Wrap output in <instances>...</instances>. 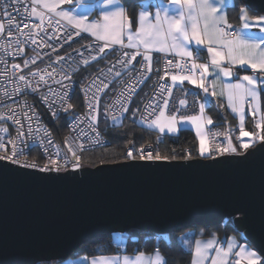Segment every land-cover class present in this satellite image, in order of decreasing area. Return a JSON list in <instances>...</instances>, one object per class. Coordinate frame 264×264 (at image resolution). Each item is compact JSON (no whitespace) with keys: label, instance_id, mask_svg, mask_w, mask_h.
<instances>
[{"label":"snow or ice","instance_id":"1","mask_svg":"<svg viewBox=\"0 0 264 264\" xmlns=\"http://www.w3.org/2000/svg\"><path fill=\"white\" fill-rule=\"evenodd\" d=\"M79 2V0H78ZM72 0H31V4H21V0H12L11 5L5 4L4 9L0 12V17L7 21V40L8 43H0V56L7 55L8 49L12 48L11 56L23 57L25 53V45L28 43L37 44L36 37L40 32H44L45 18L47 13H55L66 22L67 26L75 29L72 34L67 35V40L71 41L73 35H80L81 32L90 33L97 41H102V45H97L93 48L92 44L85 45L89 50V55L84 56L83 52L79 53V59L68 56V60H75L76 67L67 64L64 56H57L56 60L44 69H38L29 72L28 76L23 74L16 77L19 83H22L24 88L31 89L32 93H37L42 87L47 88L46 94L40 96V101L51 112V115L56 118L60 111L67 113L74 108L70 102L69 84L64 81H71L73 73L78 71L79 66L90 65L98 58H102L106 49H112L114 45H119L121 49H131L133 51H122L121 56L117 59L116 64L109 67L107 71L101 69L100 74L96 75L87 88L84 90L85 100L87 103V114L85 116H77L74 119L73 131L79 128L80 124L87 121V125L91 132L95 133V144L101 143L99 140L100 133L96 128L98 123V115L100 112L101 96L112 81L105 82L108 77L119 78L122 75L121 71H114L117 65L122 66L124 70L132 68L133 63L137 58H141V67L136 70L138 75L136 81L138 84H143L149 75L153 72V53H163L165 55H175L184 60L186 63H181L177 60L175 63L172 59H166L164 64V75L159 77L160 81H165V77L170 76L171 84L166 82L158 83L155 91L150 98L144 102L143 113L140 115V123L147 128H155L160 133H175L177 126L183 123H189L195 127L196 136L199 140L197 155L199 158L211 159L213 163L217 161V157L225 154H237L245 157L248 150L253 148L256 143L264 145V114L260 113L259 98L261 91H264V36L256 38L246 37L244 30H250L254 26H258L261 32H264V15L255 18H249L246 5L241 7L240 20L243 22L241 27L236 28L233 33L234 26L228 22L225 9L228 7L226 0H168L169 4L177 7L169 12L167 7H157L154 19L147 10H141L138 13L136 20L128 16L125 5L122 0H104V5L110 10L102 13L103 23L88 22L84 15H77L74 11L58 10L60 5L71 4ZM19 6H23L25 11L24 18L36 17L39 19L38 24L17 23L15 22V14L19 12ZM29 6L31 12H28ZM233 7L235 5H232ZM12 8V12L8 8ZM143 9V5H141ZM46 10V11H45ZM163 13V14H162ZM49 25L53 23L51 16H47ZM133 23L137 27L133 30ZM15 29V34L13 32ZM27 29L28 31H25ZM38 30V31H37ZM65 31V26L61 25L60 20L55 21L53 33ZM5 33V24L0 22V39H3ZM126 38V42H125ZM48 40H58V36L48 34ZM195 42L197 46L206 45L209 60L205 63L196 62L199 57L193 58L191 43ZM40 47L52 48L55 52L56 48L47 41L41 40ZM60 47H63L62 45ZM201 49H197L200 51ZM46 55V54H45ZM41 55L33 56L30 59H25L23 66L20 64H12L13 74L21 72L22 68L35 65L38 59H42ZM3 62V61H0ZM159 63V61H156ZM52 64L60 65V71L57 72ZM190 64V67L187 65ZM227 65V66H225ZM239 65L242 68L247 66L253 70L255 75H243L237 77L234 83H225L222 85L220 95H226L228 107L234 114L239 115V136L236 138L237 143L234 144L231 135H225L227 140L226 145L209 142L208 135L205 132V124L212 125L211 117H205V104H199V113L191 116H177L175 113L166 115V110L169 109L171 98L175 88L180 87L184 82L197 85L209 94V77L213 74L215 79L211 81V87L215 89L216 81L222 80L224 77H232L234 75V66ZM51 68V71L48 69ZM178 69L171 72L170 69ZM160 71V69H156ZM43 73V74H42ZM29 76L33 79H29ZM38 79H35L37 78ZM103 77V79H102ZM49 81L59 85L57 90H53ZM23 89L19 86L15 87L13 94H21ZM136 93V88L132 84H128L125 89L120 92L113 104L105 105L104 111L109 118L116 122L129 111L131 103ZM5 95H9L7 92ZM211 95L217 93L213 90ZM245 103L248 105V114L256 119V131L250 132L245 128ZM181 107H187L186 99L179 100ZM25 107H29L32 115L27 112L23 113L24 119L28 121L29 133L32 131V120L35 118L39 121L40 116L35 111L34 107H30L27 102ZM111 111L118 112L119 116L111 115ZM133 116L141 112L137 107L133 109ZM179 111V109H177ZM0 120H11L20 129H23L21 119L17 117L15 109H11L9 113L0 112ZM231 131V130H229ZM0 132L7 134V128H0ZM51 134L46 132L43 139L37 138L40 145L47 140V146H44V154H48V149H53L54 155L47 156V162L44 164L37 163L36 160L31 162L25 155V150L17 146V140L21 144L24 143L22 137L24 132L21 130L16 139H8L7 142L0 138V162H7L11 165H16L20 168L34 169L39 173H63L64 176L47 177V178H76V173L83 167V157L80 154L86 150L84 140L88 139V134L83 130L79 132L78 139L73 136L65 137L64 145L66 151L61 152V149L51 139H47ZM221 135L220 133L213 134ZM244 138H248L247 141ZM159 139V138H158ZM131 145L124 153V161H170L176 160L178 157L173 150L172 155L162 154L160 151L148 150L145 147L135 149L134 142L129 141ZM9 146H11L9 150ZM91 146V145H88ZM149 147H151L149 145ZM242 150V151H241ZM23 157V159H22ZM183 160L192 161L193 155L190 150L184 151L182 154ZM198 162V161H197ZM104 161H101L103 164ZM119 163V162H118ZM99 171V169H97ZM239 247V251L235 252V256L245 261L246 264H264V257L259 253L247 247L246 245H238L235 238L227 240V248L218 246V239L215 234L207 241L196 240L191 264H205L209 259L211 251H215L216 255L211 257V264H228V256L233 252V249ZM86 259V258H85ZM90 264H168L166 257L161 255L157 248L151 255L140 252L134 256L116 255L93 257ZM235 264H240L237 260Z\"/></svg>","mask_w":264,"mask_h":264},{"label":"water","instance_id":"2","mask_svg":"<svg viewBox=\"0 0 264 264\" xmlns=\"http://www.w3.org/2000/svg\"><path fill=\"white\" fill-rule=\"evenodd\" d=\"M264 13V0H243ZM198 161V162H197ZM119 162V163H118ZM99 169V171L97 170ZM76 178L0 162V264L67 258L84 241L129 229L166 234L226 217L264 257V145L245 157L83 165Z\"/></svg>","mask_w":264,"mask_h":264},{"label":"built area","instance_id":"3","mask_svg":"<svg viewBox=\"0 0 264 264\" xmlns=\"http://www.w3.org/2000/svg\"><path fill=\"white\" fill-rule=\"evenodd\" d=\"M12 0H0V12L3 11L4 5L8 4L11 5ZM21 4H31V0H21ZM31 7L29 6L28 12L30 13ZM9 12H12V8H8ZM24 7L19 6V12L15 14V22L17 23H30V24H38L39 20H35L33 17L24 18L22 14H24ZM47 16H51L53 19V23L51 25L47 22ZM60 20L61 25L65 26V31H58L56 33H53V27L55 26V21ZM0 22H3L5 24V33L3 34V39H0V43L7 44V30H8V24L6 20H3L2 17H0ZM230 24L234 26V23L229 21ZM45 31L40 32L39 35L36 37L37 44H31L28 43L25 45V53L26 55L23 57H15L13 58L11 56L12 48L15 47L14 43L12 45V48L8 49L7 55L0 56V112L2 113H9L11 109H15L17 117L21 119V124L23 125V129H20L13 121L11 120H0V128H7L8 132L7 134L4 132H0V138H3L5 143L8 139H16L19 135V132L22 130L24 132V136L22 137L24 143L21 144L20 140H17V146L24 148L25 155L27 156L28 160L31 162L32 160H36L39 164H44L47 162V156L48 155H54L53 149L49 147L48 154L45 155L43 148L44 146H47V140H44V144L40 145V141L37 138L43 139L45 137V133L48 132L51 135L47 139H51L56 145H58L61 149V152L66 151V146L64 145V139L65 137H73L76 136L78 139L84 140L83 137H79V132L83 130L85 133L88 134V139L84 140V143L86 145V149L101 146L104 144H107L109 142V138L105 133H103L96 125L97 130L100 133L99 140L101 141L100 144H95V133L91 132L87 125V121L85 123L80 124L79 128H76L75 131H73L74 126V119L77 116H85L87 114V103L85 100L84 90L87 88L88 84L91 82V80L96 76L100 74V70L103 69L105 72L109 67H112V65L116 64L117 59L121 56L122 51H133L131 49H121L119 45H114L112 49H106L105 54L102 58H98L96 61L92 62L88 66L80 65L78 71L73 73L71 81L65 80V84H69L70 87L68 88V91L70 93V102L72 97L74 96L75 91L77 92L81 107L80 109L73 112L65 126V130L63 133L57 132L54 133L52 130V127L49 125L53 122L55 119L52 115L50 110L41 103L40 96L43 94H46L47 88L42 87L41 90L37 93H32L31 89L24 88L22 83H19L16 79L18 75L23 74L25 76H28L29 72L35 71L38 69H44L48 67L50 63L56 60L57 56H64L65 60L67 61V64H71L72 67H76L75 60H68V56H72L76 59H79V53L83 52L84 56L87 57L89 55V50L85 47V45L92 44L93 48H96L97 45H102V41H97L96 38L88 36L85 32H81L80 35H73V38L71 41L67 40V35L72 34L75 29H71V26H67L66 22L59 19L52 13L46 12V18H45V25H44ZM15 29H13V32L15 34ZM25 31H28L25 29ZM38 31V30H37ZM235 32V27L233 28V33ZM48 34H52L54 36H58V40H48ZM41 40L47 41V43H50L53 45L54 48H56V51L53 52L52 48L49 47H40ZM63 47H60V46ZM46 54V55H45ZM41 55L43 58L38 59L35 63V65H29L28 68H22L21 72H18L13 74V70L11 65L12 64H20L23 66L25 59H30L33 56ZM199 57V59L196 60V62L200 63L201 61V53L198 51L193 52V58ZM166 59H172L175 63L177 60H181L180 57L175 55H165L163 53H153V72L149 75V78L145 80L143 84H138L136 81V77L138 75L137 71L141 67V58H137V61L133 63L132 68L129 70H124L122 66L117 65L114 71H121L122 75L119 78H115L113 80L112 77H108V80H105V82L112 81L109 84V88L105 90V92L101 96V103H100V117L102 119L109 120V116L105 114L104 108L105 105L113 104L114 101L119 96L120 92H122L125 87L128 84H132L136 88V93L134 96L135 101L131 106L129 107V115L132 117H136L140 120V115L143 113L144 108V102H146L151 94L155 91L156 86L158 83L166 82L168 84H171L169 81V77H165V81H160L159 77L164 75V64ZM159 61L157 63L156 61ZM187 58L184 60H181V63H186ZM52 67H55L57 69V72L60 71V65L52 64ZM187 67H190V64L187 65ZM156 69H160V71H156ZM51 71V68L48 69ZM171 72L178 71V69H170ZM43 74V73H42ZM29 79H33L29 76ZM35 79H38L35 78ZM103 79V77H102ZM51 84V87L53 90H57L59 88V85L53 83L52 81H49ZM21 87L23 89V92L21 94H13V90L15 87ZM176 95H180L183 99H186L188 102L187 107H181L177 104L176 100L171 101L169 111H175L180 115L185 114H192L196 112L199 109L200 99L204 96V91L200 89L199 87H195L193 90H189L187 92H182L180 87H177L175 89ZM8 93L9 95H5V93ZM27 102V104L30 107H34L35 111L39 114L40 119L37 121L35 118L32 120V131L29 133L28 130V121L24 119L23 113L27 112L28 115H32V112L29 110V107H25L24 104ZM139 107L141 109V112L137 113L135 116H133V109H136ZM179 109V111H177ZM63 111H60L62 113ZM111 115H119L116 111H111ZM230 129L221 126L219 124H213L209 125L207 127V135L209 142L211 143H219L222 145L227 144V140L225 138V135L228 134L231 135L232 140L234 142H237L236 138L239 136L236 131L232 132L229 131ZM216 133H220L221 135H213ZM159 138V139H158ZM163 140V134L155 132L152 139L145 141L144 143L136 146L134 144L135 149H140L141 147H145L148 150H156L160 151L161 148V142ZM128 140L126 144L124 145L122 155L127 151V149L131 146L129 144ZM91 145V146H88ZM149 145L151 147H149ZM11 146H9L10 150ZM82 153V152H81ZM80 153V154H81ZM23 159V157H22Z\"/></svg>","mask_w":264,"mask_h":264},{"label":"trees","instance_id":"4","mask_svg":"<svg viewBox=\"0 0 264 264\" xmlns=\"http://www.w3.org/2000/svg\"><path fill=\"white\" fill-rule=\"evenodd\" d=\"M124 1L126 3L136 4V0ZM232 5L235 6L233 7ZM241 5L245 6L243 0H234V2L227 7V17L229 21L234 24H237L239 20L238 9ZM248 11L251 14L259 13L250 9H248ZM71 103L74 105L73 109L69 110L67 113H60L58 117H56L53 122L49 124L54 133H63L69 116L76 110L80 109L81 102L76 91L71 99ZM206 108L208 111L213 112V124H219L229 128L232 132H237L232 116L226 114L224 109L219 105L218 99H210L209 105ZM96 125L107 135L109 142L101 146L84 150L81 153L83 157V165H95L97 163H101V161L115 162L123 160L124 155H122V151L128 140H133L134 144L138 146L145 141L152 139L154 133L156 132L142 125L140 120L136 117L130 116L129 112L123 115L122 120L119 123L110 124L108 120L100 117V120ZM245 127L247 130H254V124L250 117L249 120L246 121ZM173 150L178 158L182 157V154L186 150H190L193 157L198 156L196 138L191 129L187 127H180L176 133L163 134L160 152L162 154L172 155ZM193 232L195 237H204L213 234L226 236L230 232L239 231H237L234 227L232 219L230 217H226L217 225L195 226ZM118 233H124V241L122 243L117 242L114 239L113 233L96 236L84 241L70 255L77 252L99 254L112 253L119 250L134 252L151 251L158 248L164 253V257H166L168 264H190L191 250L183 246L178 238L177 232L156 234L151 231L129 229L128 231ZM56 261L61 262L62 260ZM41 263L42 262L36 264Z\"/></svg>","mask_w":264,"mask_h":264},{"label":"crops","instance_id":"5","mask_svg":"<svg viewBox=\"0 0 264 264\" xmlns=\"http://www.w3.org/2000/svg\"><path fill=\"white\" fill-rule=\"evenodd\" d=\"M49 2H52V0H49ZM228 6L231 5L234 0H226ZM122 3L125 5L126 8V12L128 16L133 17L134 20L137 19L138 17V13L141 10H147L150 12L151 14V18L154 19V15L156 12L157 7H167L169 8V12L171 14V10L175 7H177L176 5H172L168 3V0H136V4H132V3H126L124 0H122ZM71 6L66 8L63 5H60V8L58 10H69V11H74L75 14L77 15H84L87 18L88 22H98V23H103L102 20V13L104 11H108L110 10V8L106 7L104 5V0H72V3L70 4ZM141 5H143V9L141 7ZM241 7H245L243 5L240 6V8L238 9V15H239V20L237 22V24H234L235 29L241 27L242 25V21L240 20V16H241ZM31 11V9H30ZM46 11V10H45ZM226 14H227V8L225 9ZM247 14L249 18H255L258 16H262L264 15V13H255V14H251L248 9L246 8ZM53 15H55V13H52ZM163 14V13H162ZM56 16V15H55ZM58 17V16H56ZM35 20H39L36 17H33ZM59 19H61L60 17H58ZM228 18V17H227ZM62 20V19H61ZM229 20V19H228ZM64 21V20H63ZM133 30L137 27L136 23H133L132 25ZM88 36H91L90 33L85 32ZM243 34L246 37L249 38H256L259 36H264V32L260 31V28L258 26H254L252 27L250 30H244ZM93 37V36H91ZM95 38V37H94ZM125 42H126V38H125ZM201 49L200 52L201 53V61L200 63H205L208 62L209 60V54L207 53V46L206 45H200L197 46L195 44V42L193 41L191 43V50L193 52L197 51V49ZM227 66V65H225ZM257 73H255L253 70H251L250 68H248L247 66L245 67H241L239 65L234 66V75L232 77H224L222 78V80L216 81V86L215 89H213L211 87V81L215 79V75L213 74L212 76L209 77L208 80V84H209V94H204L203 97H201V101L200 103H204L205 104V117H212L213 112L212 111H208V109L206 108L209 105V101L210 99L216 98L219 101V105L224 109V111L226 112V114L232 116V119L234 121V126L237 128V133L239 135V115L238 114H234L231 111V108L228 107V100H227V96L226 95H220V92L222 90V85L225 83H234L237 79V77H242L243 75H255ZM169 81L171 83V79L169 77ZM195 87H198L197 85H193L188 83L187 81L184 82L183 85L180 86L182 92H187L189 90H193ZM176 89V88H175ZM173 91V95L171 98V101H175L177 102V104L179 105V100L183 99L182 97H180V95H176L177 91ZM215 91L217 93V95L212 96L211 95V91ZM135 97L133 98V103L135 101ZM131 103V104H133ZM259 105H260V113L264 114V91H261L260 93V98H259ZM131 106V105H130ZM199 113V109L192 113V114H185L183 116H191V115H196ZM245 123L247 120H249V117L251 119V121L253 122L254 126L256 123V120L259 119V116L256 117V119H253L252 116L250 114H248V105L247 103H245ZM179 127H187L189 129L192 130V132L194 133V136L196 138V142H197V149L199 147V140L196 136V132H195V127L193 125H190L189 123H183L180 124ZM207 127L208 125L205 124V132L207 133ZM246 128V127H245ZM247 130V129H246ZM247 131H256L255 127L254 130H247ZM248 138H244L245 141H247ZM234 144H236L237 142H234ZM213 235H208V236H202V237H195L194 236V232L193 230L186 232L183 236V238H179V240L181 241V243L183 244L184 247L188 248L191 250V259H190V264L192 262L193 259V252H194V248H195V241L196 240H202V241H207L208 239H210ZM217 239H218V246H222L224 248H227V240L231 239V238H235V242L238 245H246L247 247L250 248V244H248L246 242V240L243 238V235L240 232H230L229 234H227L226 236H219L216 235ZM184 242H183V241ZM248 245H247V244ZM156 249H153L151 251H123V250H119L117 252H112V253H99V254H87L84 252H77L75 254L69 255L66 258V262H59V261H49V262H42L41 264H90L91 260L93 257H99L101 255H105V256H111V255H116L117 253H119L120 255H128V256H134L135 254H138L140 252H143L145 254L151 255L155 252ZM239 247H236L233 249V252L228 256L227 260H228V264H235V262L237 260H240V264H246L245 261L241 260L239 257L235 256V252L239 251ZM161 255L164 256V253L159 250ZM216 255L215 251H211L209 254V259L207 261H205V264H211V257H214ZM86 258V259H85Z\"/></svg>","mask_w":264,"mask_h":264},{"label":"rangeland","instance_id":"6","mask_svg":"<svg viewBox=\"0 0 264 264\" xmlns=\"http://www.w3.org/2000/svg\"><path fill=\"white\" fill-rule=\"evenodd\" d=\"M63 6L64 7H66V8H68V7H70L71 5L70 4H63ZM173 113H175L178 117L179 116H181L180 114H178L177 112H175V111H169V109L168 110H166V115H172ZM183 115V114H182ZM119 116V115H118ZM99 120H100V113H99V115H98V122H99ZM122 120V118H119L118 119V121H116V122H114V121H112L111 119H109L108 120V122L110 123V124H112V123H119L120 121ZM180 125H178L177 126V131H178V129L180 128L179 127ZM150 129H152V130H154V131H156V132H158V133H160L157 129H155L154 127L153 128H150ZM250 132H253V131H250ZM165 133H167V132H165ZM176 133V132H175ZM161 134H164V133H161ZM167 134H173V133H167ZM191 230H194V227L193 228H191V227H188V228H185V229H183L182 231H178L177 232V235H178V238H183V236H184V234L186 233V232H189V231H191ZM113 237H114V239L117 241V242H120V243H122L123 241H124V233H121V234H119L118 232H113ZM183 241V240H182ZM184 242V241H183ZM247 244V243H246ZM248 245V244H247ZM250 248L251 249H254L252 246H250ZM255 250V249H254ZM257 251V250H256ZM258 252V251H257ZM260 255V254H259ZM57 262V261H56ZM61 262H66V258H64V259H62V261Z\"/></svg>","mask_w":264,"mask_h":264}]
</instances>
